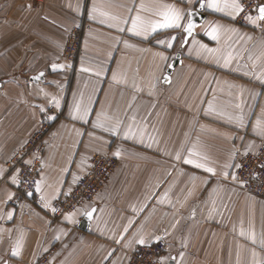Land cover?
Instances as JSON below:
<instances>
[{
    "label": "crops",
    "instance_id": "obj_1",
    "mask_svg": "<svg viewBox=\"0 0 264 264\" xmlns=\"http://www.w3.org/2000/svg\"><path fill=\"white\" fill-rule=\"evenodd\" d=\"M198 5V0H0V260L5 264H36L45 253L51 254L49 264H128L141 238L145 245L165 242L162 264L173 256V264H264V199L243 192L232 173L236 155L264 140L254 130L258 120L264 128V84L253 75L264 72V21L241 24L240 14L233 19L205 7L204 20L182 46L187 13ZM164 6L182 14L181 28L147 38L127 31L136 16L160 21ZM249 15L256 17L258 10ZM216 25L222 27L218 42L204 34ZM74 29L81 42L70 65L63 49ZM173 36L171 48L157 43ZM201 44L216 51L209 54ZM178 54L180 64L166 83L163 77ZM228 54L233 60L224 67ZM52 64L63 67L53 71ZM41 72L43 82L30 81ZM76 104L90 110L87 123L72 118ZM241 115L242 123L235 119ZM46 120L53 124L42 154L40 192L17 203L18 179L12 182L16 174L8 163ZM130 124L143 131V143L139 134L124 139ZM114 125L116 135L106 130ZM190 151L198 154L191 159L214 174L185 164ZM95 155L118 163L107 186L70 213L71 221L68 214L53 219V202L73 191ZM92 208L88 230H79Z\"/></svg>",
    "mask_w": 264,
    "mask_h": 264
},
{
    "label": "built area",
    "instance_id": "obj_2",
    "mask_svg": "<svg viewBox=\"0 0 264 264\" xmlns=\"http://www.w3.org/2000/svg\"><path fill=\"white\" fill-rule=\"evenodd\" d=\"M44 0H34L41 4ZM244 12L240 13L239 23L246 24L245 17L263 4L264 0H242ZM81 42L78 29L72 30L64 47V60L74 61ZM50 128V122L46 120L33 134L25 146L13 157L12 168H16L19 177V185L15 194V202L26 200L28 192L35 191L38 181V173L41 166V157L46 147V133ZM264 143L256 155H251L241 162L240 175L245 181H250V187H244L248 193L264 198ZM117 161L107 155H95L90 161V167L86 175L82 176L73 191L57 198L53 204L56 209L52 212V218L58 219L70 214L85 203L91 202L95 195L101 191L110 176L117 169ZM164 253V244L158 242L152 245L139 246L132 250L128 256V264H160ZM51 254L47 253L39 259L37 264H48Z\"/></svg>",
    "mask_w": 264,
    "mask_h": 264
},
{
    "label": "snow or ice",
    "instance_id": "obj_3",
    "mask_svg": "<svg viewBox=\"0 0 264 264\" xmlns=\"http://www.w3.org/2000/svg\"><path fill=\"white\" fill-rule=\"evenodd\" d=\"M199 4H200V8L204 9L205 7H207L208 9H212L214 11L217 12H225L227 15L231 16L233 19L236 18V16H238L240 13L244 12V7L242 6V4L239 2V0H207V3L205 4L204 0H198ZM167 10L161 13H158V15H160L162 17V19L160 21H154V22H145L143 21L139 16L133 17L132 18V22H131V27L127 29V31L129 33H131L134 36H143L145 38H147L148 35L152 34V33H156L158 30H166V29H178L181 28V20L183 19L182 14L172 8L171 6H164ZM257 10H258V15L256 17H253L251 15H248L245 17V19L252 24H256L257 21H264V5H258L257 6ZM194 15L193 12L189 11L187 13V23L185 25H183V31L185 33V38L182 41V46L183 44H186L188 42V37H193V29L195 27L193 20H192V16ZM110 19H112L113 21H116V26H117V30L120 32L125 31L124 28L119 27V23L120 21H118V18L116 17H110ZM126 23V21H124ZM110 27L112 25H109ZM222 30V27L219 25L216 26H212L211 30H206L205 31V35L211 39V40H215L218 42V38H219V34ZM223 31L226 32H234V29H223ZM262 31H264V28H262ZM176 40V37L173 36L167 40H161V41H157L158 44L160 45H167L168 48H171L173 46L174 41ZM127 46V45H126ZM200 48L205 51L208 52L209 54H214V52L216 50L213 49H208L206 48L205 45L201 44ZM162 59H166L165 57H161ZM233 60V56L231 54H228L226 57L223 58V66L227 67L230 65V63ZM63 66H58L56 64H52L51 68L53 71H56L58 68H62ZM169 67H171L169 65ZM44 75L43 72H41L38 76L34 77L33 79L35 80H39L42 76ZM253 75H255L256 79H258L261 84H264V72H261L260 74H256L253 73ZM164 82H169V77L167 75H165L163 77ZM154 87V85H153ZM56 107L59 108V102H56ZM212 106L211 104L209 105V109L208 111H212ZM41 111H44V109H41ZM89 109L87 107L82 108L80 104H76L75 105V110L72 113V118L73 119H81L83 120L85 123H87V116L89 115ZM218 115H223V113H217ZM50 120H54L56 119L55 116H49L48 117ZM135 118L133 117V120ZM229 119H232V117H229ZM235 119L242 123L243 122V116H237L235 117ZM94 127L98 126L97 124L93 125ZM100 127H104L103 124L99 125ZM106 130L112 132L113 135L118 134V127L117 126H112L107 128ZM254 130H259L261 131L262 134H264V128L260 127V121H257V126ZM139 134V138H140V142L143 143L144 142V133L141 130L139 133H137V131L133 128V125H129L127 130L124 133V139L127 140L129 138H135L137 135ZM149 139H154L152 137H149ZM116 155H119V153L117 152ZM198 155L196 152L194 151H190L189 152V158H185L184 159V163L191 165L193 167H196L198 169H202L203 171L208 172L209 174H214V169L208 167L206 164L201 163L199 161H195L193 159H191L192 156ZM176 159L179 160L181 159V157L179 156V154L176 156ZM236 167H240V165H236ZM262 167H264V165H262ZM225 175H227V173H225ZM12 182L16 183L17 182V177L16 175L12 176ZM233 179H236V176L233 175ZM40 182L37 181L35 184V191L36 193L40 192ZM27 195L29 197H31L33 195L32 192H28ZM166 195V194H165ZM41 199L43 200L44 198L41 197ZM45 207L48 208L50 207V205L45 202ZM52 212L55 213L56 209L53 207L51 208ZM143 210V209H141ZM95 211V209H93L92 211H87L84 213V215H86L87 217H89V219L92 218L93 212ZM9 218L11 219L13 213H9ZM65 219L68 221H71L72 219V214H68L65 216ZM127 228H125V232H127ZM243 235V233H241ZM123 239V236H121L119 239H117L115 242L117 244H119L121 242V240ZM252 242L255 243V237L254 235L251 237ZM138 244H140L141 246H144L146 244V241L141 238L137 241ZM261 246L264 247V239L261 240ZM127 247V245H125ZM18 253L16 251L12 252L13 256H16ZM112 255V253L110 252L108 254V257H110ZM107 259V257H106ZM0 264H5L4 261L0 260Z\"/></svg>",
    "mask_w": 264,
    "mask_h": 264
},
{
    "label": "rangeland",
    "instance_id": "obj_4",
    "mask_svg": "<svg viewBox=\"0 0 264 264\" xmlns=\"http://www.w3.org/2000/svg\"><path fill=\"white\" fill-rule=\"evenodd\" d=\"M79 49H80V45H79ZM79 49H78V51H79ZM63 54H64V49H63ZM77 54H78V52L76 53V56H77ZM76 56H75V58H76ZM66 61V60H65ZM67 62V61H66ZM74 62H75V60L74 61H68L67 63L68 64H70V65H73L74 64ZM52 113V112H51ZM52 124H53V122H50V128H49V130H48V132L46 133V135L45 136H47L48 135V133L50 132V129H51V126H52ZM29 140V139H28ZM28 140H27V142H28ZM26 142V143H27ZM25 143V144H26ZM264 143V140L263 141H260V143H259V145H258V147L255 149V150H249V149H244V152H239L237 155H236V157L234 158V161H233V166H232V173H233V175H235L236 176V179H235V184L243 191V192H245V193H247V194H249V195H251V196H253V197H256V198H260V197H258V196H255V195H253V194H250V193H248V191L244 188V187H250V181H245V180H243V178L241 177V175H240V170H241V162L244 160V159H246L247 157H249V156H251V155H256L258 152H259V150H260V148H261V145ZM25 144L22 146V148L25 146ZM14 157V156H13ZM13 159V158H12ZM10 160V162L8 163V165H9V167H10V171H12V172H14L15 171V174H16V177H17V179H18V182H17V186H16V190H17V187H18V185H19V177H18V174H17V170H16V168L14 169V168H12V164H11V162L13 161V160ZM41 162L43 163V159H42V157H41ZM42 163H41V168H40V170H39V173H38V179H39V174H40V171H41V169H42ZM236 165H240V167H236ZM117 168H118V166H117ZM89 170V169H88ZM117 170V169H116ZM116 170H115V172H116ZM88 172V171H87ZM114 172V173H115ZM113 173V174H114ZM112 174V175H113ZM86 175V174H85ZM112 175L110 176V178L112 177ZM84 176V175H83ZM109 178V179H110ZM108 182H109V180L107 181V184H108ZM107 184L105 185V187L107 186ZM34 193V192H33ZM27 197H29V196H27ZM28 199V198H27ZM27 199L26 200H23V201H27ZM260 199H264V198H260ZM55 202V201H54ZM54 202H53V204H54ZM52 208H53V205H52ZM51 217H52V212H51ZM54 219V218H53ZM59 219V218H58ZM55 220H57V219H55ZM158 242H162L163 244H164V253H163V256H164V254H165V252H166V244H165V242L164 241H162V240H160V241H157V242H155V243H153V244H156V243H158ZM150 245H152V244H150ZM139 247V246H138ZM137 248V247H136ZM134 250V249H133ZM47 253H45V254H43V255H41L39 258H38V260H37V262L39 261V259L41 258V257H43L44 255H46ZM162 256V257H163ZM37 262H36V264H37ZM50 263V262H49ZM48 263V264H49ZM160 264H162L161 262H160Z\"/></svg>",
    "mask_w": 264,
    "mask_h": 264
},
{
    "label": "water",
    "instance_id": "obj_5",
    "mask_svg": "<svg viewBox=\"0 0 264 264\" xmlns=\"http://www.w3.org/2000/svg\"><path fill=\"white\" fill-rule=\"evenodd\" d=\"M202 11H203V9H201L200 8V4L198 5V7L195 9V11H192L193 13H194V15L192 16V20H193V23H194V25H195V27H194V29H193V35H194V33H195V28L197 27V25L199 24V23H201L203 20H204V16L202 15ZM184 38H185V33H184ZM184 38H183V40H184ZM191 37H188V40L190 39ZM186 44H183V46H185ZM180 55L178 54V55H176L175 56V59L170 63V66L171 67H169L168 68V70L166 71V75L169 77L170 76V74L172 73V71L174 70V68L177 66V65H179L180 64ZM39 75V74H38ZM38 75H36V76H38ZM35 76V77H36ZM44 76V75H43ZM43 76L39 79V80H35V79H33L34 77H32L31 79H30V81H32L33 83H39V82H43ZM93 209H95V208H92L90 211H92ZM96 210V209H95ZM94 213H95V211L93 212V215H92V218H93V216H94ZM92 218L91 219H89V217H87L86 215L84 216V218H83V220L81 221V223L79 224V226H78V229L79 230H81V231H87L88 230V226H89V223L91 222V220H92ZM173 260H174V256L172 257V260L170 261V263L169 264H173Z\"/></svg>",
    "mask_w": 264,
    "mask_h": 264
}]
</instances>
